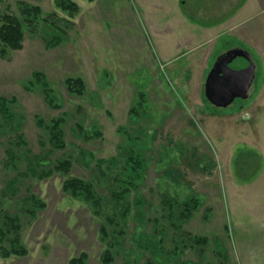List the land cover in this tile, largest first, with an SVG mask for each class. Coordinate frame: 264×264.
Segmentation results:
<instances>
[{"label":"rangeland","instance_id":"1","mask_svg":"<svg viewBox=\"0 0 264 264\" xmlns=\"http://www.w3.org/2000/svg\"><path fill=\"white\" fill-rule=\"evenodd\" d=\"M74 1L77 12L64 10L59 0H0V12L21 15L22 4L43 11L35 24H26L21 48L0 53V96L13 100L16 117L13 129L0 117V214L20 215L29 249L26 256H0V264H69L84 251L88 264H104V220L63 190L64 174L27 172L23 152L44 158L51 152L47 164L72 157L71 175L93 180L104 193L112 183L105 176L115 173V165L105 172L99 160L123 158L122 150L138 144L131 137H139L145 148L146 177L128 195L134 204L128 230L115 235L122 244L113 264L134 258L139 264H261L259 220L253 223L252 214L236 204L234 183L238 169L263 162L251 151L253 133L259 131L252 124L264 125L262 42L246 35L237 41L235 31L216 28L211 34L207 25L191 24L193 15L199 22L218 18L219 0ZM211 4L214 8L207 7ZM236 41L250 51L257 73L246 98L214 107L205 95L206 77L218 55L236 47ZM79 76L86 89L71 93L66 81ZM49 92L56 101L48 99ZM39 117L46 123L65 117L64 150L52 151ZM96 131L100 134L93 136ZM21 132L26 143L11 162L7 148ZM15 177L18 182L11 186ZM248 178L237 176L241 182ZM29 192L46 203L35 216L19 213ZM188 200L197 207L184 219ZM247 231H255V238L247 239ZM163 235L165 250L178 244V253L156 254ZM196 235L205 240L197 241Z\"/></svg>","mask_w":264,"mask_h":264},{"label":"trees","instance_id":"2","mask_svg":"<svg viewBox=\"0 0 264 264\" xmlns=\"http://www.w3.org/2000/svg\"><path fill=\"white\" fill-rule=\"evenodd\" d=\"M93 1V0H90ZM59 6L64 10H69L72 12H77L79 10V5L74 0H59ZM21 15L14 14L12 12H0V53L3 54L9 49H19L23 46V41L26 38V24L32 26L38 21L42 15V8L40 6H29L22 4ZM67 87L71 93H82L85 91V81L83 77H70L66 81ZM50 101H56L54 95L50 92L47 94ZM208 101V100H207ZM13 100L0 96V117L1 114L5 116L8 120L9 128L13 129L12 122L16 117L12 113L11 105ZM12 103V104H11ZM208 103H210L208 101ZM211 104V103H210ZM212 105V104H211ZM214 106V105H212ZM216 107V106H214ZM134 112L136 111L132 109ZM138 114V113H137ZM65 117L54 118L50 123H46L44 119L38 118V124L42 127H46L48 134L50 136V143L52 145V151L58 149H65L68 145L66 139L65 130ZM100 134V131H96V136ZM134 143H138L136 148H128V150H122L123 158H117L112 156V158H103L99 160V165L101 168L105 167L103 171L110 172L108 169L112 170L115 165V173L112 172L109 175H104L106 178L111 179L112 183H108L106 192L102 193L98 189L97 183L93 180H88L84 177L71 175L73 167L72 157L56 159L55 163L47 164L49 155L46 158L43 155L29 156L30 151L26 149L27 153L23 152L28 160L27 172L31 175H37L39 177H45L53 175L56 172L65 175V181L63 183V190L69 193L71 196L83 200L92 209L94 214L100 216L102 220L100 231L102 239L106 244L105 249L102 252L101 259L104 264H113L118 254L115 252L118 244L121 246L122 241L117 240V233L124 234L128 230L127 218L129 213H131L133 201L128 199V195L134 190L138 189L146 177V167L147 159L145 148L142 146L139 137H131ZM10 145L7 148V154L10 157L11 162H15L18 157V148H23L26 143L24 133L21 132L15 139L10 141ZM121 153V154H122ZM102 168V169H103ZM25 175V173L20 172ZM18 182V177H15L11 181V186H15ZM9 186V188H13ZM136 204H142L140 200L135 201ZM195 203V204H194ZM24 211H19V213H27L31 216H35L39 210L46 207V203L37 196L35 193H30L24 199ZM172 205V204H170ZM197 207L196 202H186L187 211L184 210L182 214L183 218H190L193 210ZM140 214V213H139ZM171 214V213H170ZM22 223L19 214H13L9 211H2L0 214V256L3 258L26 256L29 254V249L27 245L22 240ZM147 237L148 233H145ZM195 239L199 242L204 241L201 236L196 235ZM179 246L176 245L175 249L172 251L165 250V235L158 240L155 247V252L157 255L164 254L166 251L172 256L173 253H178ZM149 247V246H147ZM160 257V256H158ZM89 254L87 252H82L78 256H74L70 259L69 264H88ZM124 264H139L137 258L125 259ZM205 264H213L207 262ZM223 264V263H219Z\"/></svg>","mask_w":264,"mask_h":264},{"label":"crops","instance_id":"3","mask_svg":"<svg viewBox=\"0 0 264 264\" xmlns=\"http://www.w3.org/2000/svg\"><path fill=\"white\" fill-rule=\"evenodd\" d=\"M219 1V10L214 13L216 16L218 15V18L211 21L208 20L205 22H199L197 21V17L193 15L192 19L189 18L192 21L191 24H193L194 26L205 24L207 25L206 30L210 31L208 33L211 34L213 33V31L217 30L216 28H220L221 32L223 30L227 31L229 29L230 32L235 31L237 33L234 35L236 36L235 40L241 41L243 40L244 35H246L247 39L251 37V40L255 38L257 39V41H261L262 46L264 47V0ZM207 7L214 8L212 7V4L211 6ZM204 11L205 13H207L206 9ZM247 33L250 36H247ZM214 35H211V38ZM241 45L242 44L240 42H237V44H235V46ZM246 46L248 47L250 45ZM259 89L262 91L264 90L263 83ZM262 91H259L260 94L257 95V97L260 98L262 96ZM253 127L258 128L259 131L257 134L253 133L254 136L252 138L253 144L251 147V151L259 154L263 162L259 167H253L251 169L241 168L237 170V172L235 173L236 179L234 183L237 189L235 201L236 204L244 209L245 213L248 212L252 214L253 223H255V220H259V233H257L258 237H256L258 241L264 242V125H262L261 123H254L252 124L251 128ZM248 175H250V178L243 180V182L237 179V176L245 177ZM257 209H259V219L255 218ZM247 232V239L248 237L249 239L255 238V235H253L255 231ZM263 261L261 262V264H264Z\"/></svg>","mask_w":264,"mask_h":264},{"label":"water","instance_id":"4","mask_svg":"<svg viewBox=\"0 0 264 264\" xmlns=\"http://www.w3.org/2000/svg\"><path fill=\"white\" fill-rule=\"evenodd\" d=\"M240 57L247 58L243 63ZM239 60L240 65H234ZM257 67L248 49L236 46L216 58L205 81L208 101L219 108L228 107L236 98H246L256 76Z\"/></svg>","mask_w":264,"mask_h":264}]
</instances>
